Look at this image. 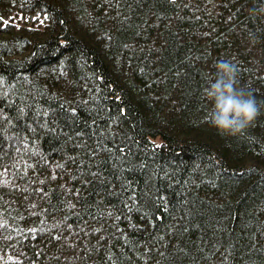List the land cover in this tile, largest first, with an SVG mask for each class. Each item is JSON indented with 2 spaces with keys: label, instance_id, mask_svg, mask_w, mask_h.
Instances as JSON below:
<instances>
[{
  "label": "trees",
  "instance_id": "obj_1",
  "mask_svg": "<svg viewBox=\"0 0 264 264\" xmlns=\"http://www.w3.org/2000/svg\"><path fill=\"white\" fill-rule=\"evenodd\" d=\"M0 264H264V0H0Z\"/></svg>",
  "mask_w": 264,
  "mask_h": 264
},
{
  "label": "clouds",
  "instance_id": "obj_2",
  "mask_svg": "<svg viewBox=\"0 0 264 264\" xmlns=\"http://www.w3.org/2000/svg\"><path fill=\"white\" fill-rule=\"evenodd\" d=\"M214 82L204 89L212 108L205 119L222 136H242L257 117L261 104L242 86H239L234 66L229 61L215 65Z\"/></svg>",
  "mask_w": 264,
  "mask_h": 264
},
{
  "label": "rangeland",
  "instance_id": "obj_3",
  "mask_svg": "<svg viewBox=\"0 0 264 264\" xmlns=\"http://www.w3.org/2000/svg\"><path fill=\"white\" fill-rule=\"evenodd\" d=\"M3 20L15 27L29 26L33 28H41L47 21L44 14L36 12L23 13L21 11H13L6 15Z\"/></svg>",
  "mask_w": 264,
  "mask_h": 264
}]
</instances>
